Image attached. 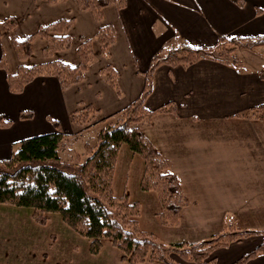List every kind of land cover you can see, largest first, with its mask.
Here are the masks:
<instances>
[{
  "label": "crops",
  "instance_id": "0c3cea01",
  "mask_svg": "<svg viewBox=\"0 0 264 264\" xmlns=\"http://www.w3.org/2000/svg\"><path fill=\"white\" fill-rule=\"evenodd\" d=\"M8 16L16 17L18 24L11 33L2 27L0 60L3 55L6 58L8 49L13 73L21 64L30 66L51 60L77 66L78 47L87 39L93 40L94 59L78 84L63 88L57 77L39 75L20 93L9 90L6 72L0 67V114L11 122L7 126L0 124V160L9 157L22 139L34 136L26 133L27 119L20 117L23 110L38 109L34 99L35 103L40 100L44 115L51 114L59 120L67 135H79L86 129L73 120V113L92 105L96 123L91 127L105 124L103 118L126 108L140 96L146 71L157 54L184 42L213 46L220 35L232 38L264 34V0H244L242 5L232 0H127L122 8L105 7L100 21L90 10L79 8L75 0H0V20ZM71 18L69 49L45 58L46 40L37 37L33 54L23 61L18 59L12 37L21 40L40 25ZM106 25L114 28L115 41L108 54H102L95 35ZM237 54L243 61L240 68L212 59L189 65L161 64L154 72V89L145 101L149 110L171 101L177 104L176 112L155 114L144 133L178 178L188 200L181 218L193 239L200 237L199 232L203 235L198 239H202L219 231L227 212L242 215L246 220L239 218L240 227L246 228L253 227L255 217L264 215V119L245 115L251 107L264 103V78L260 76L264 46L256 50L239 48ZM111 72L115 73V86ZM63 120L68 127L63 126ZM53 131L50 127L48 132ZM200 141L218 159L209 168L208 181L195 186L202 177L196 157ZM142 192L145 202L134 198L131 201L147 207L149 201H160L155 191ZM159 209L157 205L148 216L155 219ZM253 236L215 250L214 264H235L248 253L240 249V244ZM262 240L263 237L259 243ZM242 264H264V254Z\"/></svg>",
  "mask_w": 264,
  "mask_h": 264
},
{
  "label": "trees",
  "instance_id": "16d2710c",
  "mask_svg": "<svg viewBox=\"0 0 264 264\" xmlns=\"http://www.w3.org/2000/svg\"><path fill=\"white\" fill-rule=\"evenodd\" d=\"M51 2L64 0H50ZM79 8L90 10L100 21L103 9L110 5L119 8L127 0H75ZM242 5L244 0H232ZM18 20L8 16L0 20L8 32L17 26ZM73 19H59L50 24L40 25L24 39L12 37L16 55L20 61L33 54V41L40 37L46 40L43 49L45 58L71 47L70 28ZM101 46V53L108 54L109 46L115 41V31L111 25L101 26L95 35ZM93 40H83L78 47L80 62L77 66L61 60H51L30 66L21 64L18 71L10 70L3 55L0 67L6 72L8 88L20 93L25 86L39 75H52L59 79L63 88L78 84L85 78V72L94 59ZM264 46V34L254 37H226L220 35L213 46H194L184 42L165 53L157 54L146 71V83L140 96L126 108L103 118L105 122L99 131L94 145L86 144V158L83 162H71L61 157L67 133L58 120L53 119L56 130L22 139L11 155L0 160V203L30 208L33 218L39 224L48 222V214L57 213L74 231L90 240L92 252H98L105 240L120 251L122 261L130 264L156 263L214 264L213 252L232 242L241 241L253 235H262L263 240L255 248L240 257L235 264L245 263L264 254V230H248L237 227L234 218L228 220L221 232L210 238L191 244H164L154 234L140 227L141 204L131 201L130 195L113 193V177L119 151L123 144L128 145L133 154L140 155L145 164L140 187L144 191H155L162 203L161 220L165 224H178L183 208L188 200L183 194L178 178L167 160L155 149L144 133V124L151 122L160 112H176L173 101L147 109L145 101L154 89V72L163 63L170 65H189L201 59H212L240 68L242 59L237 54L239 48L256 50ZM110 69V67H109ZM115 73H110L111 83L115 86ZM264 78V69L260 71ZM96 109L86 105L73 113V120L85 129L96 123ZM247 117L264 119V103L251 107ZM31 110L20 112L21 118H31ZM2 120L0 124L9 125Z\"/></svg>",
  "mask_w": 264,
  "mask_h": 264
},
{
  "label": "rangeland",
  "instance_id": "374dc122",
  "mask_svg": "<svg viewBox=\"0 0 264 264\" xmlns=\"http://www.w3.org/2000/svg\"><path fill=\"white\" fill-rule=\"evenodd\" d=\"M36 57L39 58L40 56ZM6 59L9 65L12 64L11 54L8 49L6 51ZM34 104H36L38 109L33 111L31 118H25L27 119L24 122V127L27 129L26 133L34 135L43 134L48 132L50 127L56 130L53 124L54 116L43 114L45 108L40 103V100L36 99L35 103L34 99ZM6 105L10 106V103L6 101ZM4 109L6 107H4L3 103ZM0 117H2V120H5L2 114H0ZM152 120L153 118L150 123L144 124V128L151 125ZM62 124L68 127L66 121L63 120ZM103 125L104 123H101L99 126H93L79 135H68L69 139L66 140L64 149L60 151L61 157L71 162H83L87 156L86 144L94 145L97 142L99 131L103 128ZM196 157L201 164L199 174L202 176L196 180L197 184L195 183V186H198L199 183H206L208 181L209 168L218 157L214 151L209 152L201 141ZM142 160L143 158L140 155L131 152L128 145H122L113 177L114 195L122 196L124 192H127L130 198L146 201L147 198L142 196L143 192L140 187L143 176L140 164V162L143 164ZM197 176L199 177V175ZM157 199L154 203L149 201L150 206L148 207L144 203L143 205L140 203L142 213L140 227L146 232L154 234L158 241L167 245L177 243L191 244L210 238L213 234L221 232L224 229L225 224L228 223L231 216L240 229L264 230V215L255 217L253 227L246 228L240 227V219H245L242 215L237 217L233 212H227L224 215L219 231L202 239H198L203 235V233L199 232L200 237L193 239L194 235L185 224L183 225L181 216L178 224L172 225L162 222L161 212L163 207L161 200L159 201L158 199L157 201ZM157 205L160 207V211H153L156 213L154 215L155 219H152L148 215L152 209L155 210ZM48 216V222L42 225L33 218L30 208L0 203V264H130L120 259V251L110 241L105 240L103 247L94 253L90 249V240L69 227L59 214L51 213ZM198 234L195 236H198ZM261 238V234L249 238L240 244V249L249 252L259 244Z\"/></svg>",
  "mask_w": 264,
  "mask_h": 264
}]
</instances>
